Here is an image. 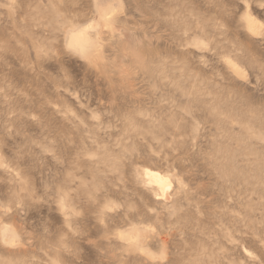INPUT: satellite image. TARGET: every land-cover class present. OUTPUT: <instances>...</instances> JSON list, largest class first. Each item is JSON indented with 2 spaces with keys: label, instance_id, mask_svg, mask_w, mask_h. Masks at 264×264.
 <instances>
[{
  "label": "rangeland",
  "instance_id": "1",
  "mask_svg": "<svg viewBox=\"0 0 264 264\" xmlns=\"http://www.w3.org/2000/svg\"><path fill=\"white\" fill-rule=\"evenodd\" d=\"M0 264H264V0H0Z\"/></svg>",
  "mask_w": 264,
  "mask_h": 264
},
{
  "label": "bare ground",
  "instance_id": "2",
  "mask_svg": "<svg viewBox=\"0 0 264 264\" xmlns=\"http://www.w3.org/2000/svg\"><path fill=\"white\" fill-rule=\"evenodd\" d=\"M144 178L146 185H148L150 188L155 187L159 190V193H155L156 195H166L167 189L170 185L169 178L167 176L160 174L158 171H153L150 169L144 171Z\"/></svg>",
  "mask_w": 264,
  "mask_h": 264
}]
</instances>
